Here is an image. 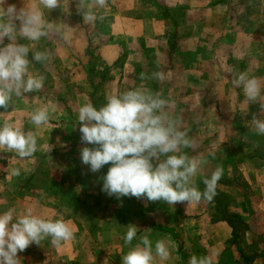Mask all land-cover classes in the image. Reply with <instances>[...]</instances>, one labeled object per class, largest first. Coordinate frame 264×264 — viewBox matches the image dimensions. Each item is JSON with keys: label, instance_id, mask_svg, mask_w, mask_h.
I'll list each match as a JSON object with an SVG mask.
<instances>
[{"label": "crops", "instance_id": "crops-1", "mask_svg": "<svg viewBox=\"0 0 264 264\" xmlns=\"http://www.w3.org/2000/svg\"><path fill=\"white\" fill-rule=\"evenodd\" d=\"M35 2L5 0V6ZM79 3L62 0L61 8L45 10L60 31L50 30L35 45L49 54L47 61L30 65L31 73L45 78L44 86L0 109V124L21 126L38 138L31 158L0 150V212L31 208L35 215L63 219L74 233L59 246L49 240L30 244L18 252V264H122L129 223L138 227L137 238L148 235L169 245V260L156 264H188L193 255L213 264H264V136L250 127L253 116L264 119V108L249 105L232 83L240 71L264 80V33L254 30L259 29L254 16L245 7L232 11L229 0H107L98 19L86 23ZM84 3L91 6L93 0ZM237 11L242 22L234 19ZM210 17L222 21L214 24ZM187 20L189 31L181 32ZM156 59L162 64L152 68ZM137 87L168 101L166 110L192 141L181 151L206 159L193 177L196 187L202 191L203 179L223 168L217 193L246 227L234 233L227 220L217 218L216 198L170 205L118 200L101 191L108 165L91 172L81 162L80 149L92 145L80 139L78 109L99 88L105 101ZM49 104L55 108L49 121L34 126L32 113ZM13 168L21 169L19 177L11 176Z\"/></svg>", "mask_w": 264, "mask_h": 264}, {"label": "clouds", "instance_id": "clouds-1", "mask_svg": "<svg viewBox=\"0 0 264 264\" xmlns=\"http://www.w3.org/2000/svg\"><path fill=\"white\" fill-rule=\"evenodd\" d=\"M106 3L107 0H93L92 5L87 6L80 0L78 11L83 21L95 22L97 10L104 9ZM61 5L62 0H36L29 7L17 9L13 4L5 6V0H0V42L5 38L9 41L0 43V109H7L14 97L39 91L44 86L45 78L31 73L30 65L33 61L49 59V54L36 50L35 45L50 30L60 31L46 19L45 10L49 13ZM21 40L27 43L18 42ZM155 75L163 79V74ZM232 83L241 90L249 105L258 104L264 108V80L240 71L234 74ZM167 104L161 95L137 87L109 94L99 107L91 102L79 107L76 122L80 139L92 145L80 149V160L91 172L108 165L101 178V191L118 200L135 197L170 205L214 200L223 168L218 166L203 179L202 191L194 185L193 177L206 159L190 158L181 151L191 148L192 141L166 110ZM54 111L51 104L34 111L31 123L37 127L47 123ZM250 127L256 135L264 136V119L253 116ZM37 139L33 132L21 126L10 122L0 124V150L14 152L22 159L34 156L38 150ZM20 175L21 169L11 170L12 177ZM73 237L72 229L63 219L35 215L31 208L22 213L9 208L0 212V264H18V252L25 251L30 244L40 245L49 240L53 246H59ZM137 237L138 227L129 223L122 237L127 248L121 257L122 264H156L157 259L169 260L170 247L165 241L153 242L148 235ZM188 264L213 262L209 257L193 255Z\"/></svg>", "mask_w": 264, "mask_h": 264}, {"label": "rangeland", "instance_id": "rangeland-1", "mask_svg": "<svg viewBox=\"0 0 264 264\" xmlns=\"http://www.w3.org/2000/svg\"><path fill=\"white\" fill-rule=\"evenodd\" d=\"M229 5L232 6V11H236L238 9H241V8H244L245 7L247 9V11H249L252 14V16H254V19L253 20L257 21V24L256 25H258L259 29L255 28L254 30H257V31H260V32H263L264 33V0H229ZM238 15H240V14L237 11L236 12V15H234L235 16L234 19H237V21L239 20V22H242V20H241L242 18L241 19L240 18L238 19V17H236ZM199 16L203 17V15H201V13H199ZM230 16H233V14L230 15ZM209 19L211 21L215 22L214 24H220L221 21H222L221 18L217 19L216 17H214V18L213 17H210ZM183 20H185V19H183ZM258 21L261 23L260 25H259V22ZM167 22L169 24L170 30L173 29V31H174V28L176 26L172 24V22L169 19V17H168V21ZM262 23H263V25H262ZM186 25H188V20H187V22L186 21L185 22L183 21L182 24L180 25V27H181L180 28V31L181 32H184L185 33V32H188L189 31V28L186 27ZM161 64L162 63H160V61L156 59L154 61L153 65H152V68H155L156 66H159ZM54 66H55V68H57V65L56 64ZM89 73H90V69H89ZM71 82H73V78H72ZM100 90H101V88H99L98 92H94V95H93L94 98H91V101L93 103H95V104H98V102H99L97 100V98L102 97V94L99 92ZM99 103H101V105H103L105 103V101H103V102L101 101ZM182 247L184 248L183 245H182ZM194 249L196 250L195 247L193 248V251H195ZM196 251H199V250H196ZM185 254H186V252L184 253V257H186Z\"/></svg>", "mask_w": 264, "mask_h": 264}, {"label": "trees", "instance_id": "trees-1", "mask_svg": "<svg viewBox=\"0 0 264 264\" xmlns=\"http://www.w3.org/2000/svg\"><path fill=\"white\" fill-rule=\"evenodd\" d=\"M97 100L99 102H101L102 98L101 97L97 98ZM99 102H98V104H95L92 102V104L99 107V106H101V103H99ZM215 198H216L215 203H216V209H217V215H216L217 218H223V219L227 220L230 223V225L232 226L234 233H236L237 229L239 230L240 228L246 227V224H244L243 219L239 215L227 212V204H224L225 201L223 199L222 193L218 192L217 196H215Z\"/></svg>", "mask_w": 264, "mask_h": 264}]
</instances>
